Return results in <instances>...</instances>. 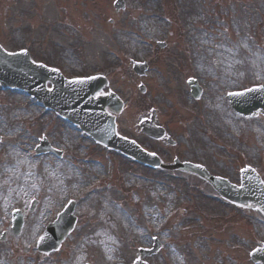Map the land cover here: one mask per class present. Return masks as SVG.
I'll use <instances>...</instances> for the list:
<instances>
[{
    "label": "rangeland",
    "instance_id": "1",
    "mask_svg": "<svg viewBox=\"0 0 264 264\" xmlns=\"http://www.w3.org/2000/svg\"><path fill=\"white\" fill-rule=\"evenodd\" d=\"M115 1L0 0L1 47L29 49L66 77L105 72L106 90L124 102L118 133L164 162H200L234 183L251 166L264 180V115L242 117L226 98L264 83V0H123L118 11ZM131 60L149 62L144 76ZM188 77L203 88L197 100ZM152 110L173 146L137 129ZM0 135V264H131L154 238L161 247L149 264H253L248 253L264 241L259 212L228 204L195 176L108 151L23 92L0 88ZM42 138L60 156L36 155ZM68 200L75 228L55 252H38L39 233ZM13 208L23 214L18 235Z\"/></svg>",
    "mask_w": 264,
    "mask_h": 264
},
{
    "label": "water",
    "instance_id": "2",
    "mask_svg": "<svg viewBox=\"0 0 264 264\" xmlns=\"http://www.w3.org/2000/svg\"><path fill=\"white\" fill-rule=\"evenodd\" d=\"M17 63H19V65L17 66H22L23 69H28L30 72H32L33 78L29 77L28 73L24 74L21 71V73L11 72V70ZM43 75L44 71L41 68L33 66L29 59L27 61L21 55H4L0 52V81H2L4 84L12 83L11 79H13L17 83L19 82L21 84L27 85V88L29 90L36 92L40 97L42 92L41 78ZM96 85V82L88 81L85 84L83 82V87L78 86L76 88L71 83L62 80L61 78H57L55 80V89L53 90L55 95L53 97H46V100H56L55 102L60 106V112L64 116L68 117L69 119H76L80 124H82L86 122V112L81 108L82 106L80 102L85 99L87 95L85 93H87L89 90L91 92L95 90ZM84 87L86 88L85 90ZM230 103L236 111L245 115H251L257 109V106L255 104L250 103L249 105H240L239 103H236L235 99H231ZM259 108L262 112H264V106H259ZM94 111H97V109H94ZM91 120L92 121L90 122V124L91 128L93 129L96 127L94 124L96 122L93 118H91ZM145 132L151 136L157 137V135L160 133V130L153 128L150 124H148L146 126ZM101 134L102 133H100L99 135ZM109 134L113 135L109 136V142H112V145L109 143L110 146L117 145L118 147L122 148L123 144L129 145L127 141L114 136L113 131H110ZM131 147H133L132 144ZM124 148L131 153H139L137 152V150L132 149L129 146H124ZM138 155L142 156L141 154ZM186 170L192 171L200 177L206 179L223 197L243 206L255 207L258 205L259 209L264 214V187L261 184L258 185L255 179H253L252 177L250 178L249 175L242 176V186L237 188L231 187L221 179L210 176L205 172L203 168L188 165V168ZM69 227H71V224L58 232V234H60V237L53 245H49V247L47 246V250L56 248L58 246L60 240H62L63 237L67 234L66 230ZM48 232L49 234H51L50 231ZM252 258L254 261L260 260L262 263H264V249H257L255 252H253Z\"/></svg>",
    "mask_w": 264,
    "mask_h": 264
},
{
    "label": "bare ground",
    "instance_id": "3",
    "mask_svg": "<svg viewBox=\"0 0 264 264\" xmlns=\"http://www.w3.org/2000/svg\"><path fill=\"white\" fill-rule=\"evenodd\" d=\"M14 155H18L19 157H21V159H20V162H22V163H25L24 165L25 166H29V162H27L26 160H24L23 158H22V156H21V152L19 151V153L16 151V152H14ZM28 163V164H27ZM29 177L30 176H24V179L22 180V185L24 186V187H28L29 186ZM56 180V179H55ZM24 191H25V188H24Z\"/></svg>",
    "mask_w": 264,
    "mask_h": 264
},
{
    "label": "snow or ice",
    "instance_id": "4",
    "mask_svg": "<svg viewBox=\"0 0 264 264\" xmlns=\"http://www.w3.org/2000/svg\"><path fill=\"white\" fill-rule=\"evenodd\" d=\"M41 239H43V238H41Z\"/></svg>",
    "mask_w": 264,
    "mask_h": 264
}]
</instances>
